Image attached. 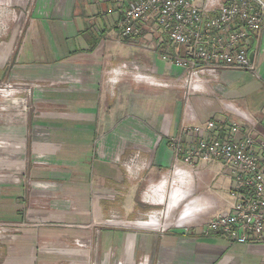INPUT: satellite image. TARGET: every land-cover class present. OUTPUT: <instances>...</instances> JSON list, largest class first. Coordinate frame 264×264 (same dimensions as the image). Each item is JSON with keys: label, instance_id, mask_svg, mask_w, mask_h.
Wrapping results in <instances>:
<instances>
[{"label": "crops", "instance_id": "0c3cea01", "mask_svg": "<svg viewBox=\"0 0 264 264\" xmlns=\"http://www.w3.org/2000/svg\"><path fill=\"white\" fill-rule=\"evenodd\" d=\"M27 4V19L20 11L7 33L8 9ZM119 17L114 0H0V93H18L3 86L10 80L35 88L21 126L0 125L2 139L21 143L5 147V158L20 166L1 189L0 203L8 208L0 221L18 229L2 241L0 264H264V245L203 234L208 206L216 195L227 197L232 182L217 165L189 179L170 177L169 143L183 128L224 118L225 102L262 129L264 32L250 49L258 74L223 71V95L194 96L192 121L180 89L130 79L109 86L108 71L133 60L165 80L179 74L159 56L145 57L156 54L146 32L124 41ZM124 45L143 46V53L126 59ZM163 209L165 217L158 213ZM175 219L180 228L158 229Z\"/></svg>", "mask_w": 264, "mask_h": 264}, {"label": "built area", "instance_id": "2783aa9c", "mask_svg": "<svg viewBox=\"0 0 264 264\" xmlns=\"http://www.w3.org/2000/svg\"><path fill=\"white\" fill-rule=\"evenodd\" d=\"M114 1L120 16L121 38L132 41L146 32L152 50L179 74L165 80L133 60L108 71L107 83L112 88L130 79L137 85L180 89L185 115L195 121L192 98L208 95L219 100L225 91L223 71L258 74L250 49L264 32V0ZM28 93L32 94L31 90ZM223 106L224 118L183 128L169 142L175 160L170 177L189 179L199 174L201 167L211 171L212 166H219V173L229 177L232 186L227 197L216 195L208 206L211 218L201 225L203 234L221 237L231 244L264 245V125L260 129L251 116L231 103ZM189 133L193 138L187 142ZM171 184L177 185V180ZM119 223L128 222L113 225ZM14 228L0 224V239L4 234H15ZM169 228L158 227L162 231ZM77 244L85 245L80 241Z\"/></svg>", "mask_w": 264, "mask_h": 264}, {"label": "rangeland", "instance_id": "374dc122", "mask_svg": "<svg viewBox=\"0 0 264 264\" xmlns=\"http://www.w3.org/2000/svg\"><path fill=\"white\" fill-rule=\"evenodd\" d=\"M31 3V2H30ZM30 4H27V6H25L23 9L20 6H11V8H9L8 13L10 14V27H14L16 23V19L21 18L20 11H24L25 15H26V19H27V11L29 10ZM24 20V19H23ZM24 24V23H23ZM21 23L20 25L18 24L17 28L19 29V31L23 30L21 27ZM8 28L7 33L10 32L12 30ZM134 45V44H133ZM127 46L124 45L120 48V54L125 57L126 59H131L133 57H139L141 56L142 49L144 48L143 46ZM143 56V55H142ZM157 54H149L146 53L145 57L151 61L156 60L157 58ZM4 85H8V86H14L13 89L10 90H15L18 93H15L13 96L11 97H7V96H2V93H0V125H8L10 124L13 126H21V118L24 116L26 117L29 112H31L32 109V102H33V98H32V94H29V90L33 91V88L31 86L30 83H24L21 81H17V80H10L6 83L3 84ZM6 97V98H5ZM15 145H20L21 143L16 142V141H5L4 139H2L0 137V192L3 191V193L6 192V190H1L2 187L4 185H6L9 181H12V178L17 177V174L13 173L14 170H12L13 168H16L17 166H20L17 160H7L5 158L6 155V148L5 147H10V150L13 149L11 147H14ZM13 179V180H14ZM16 206V205H15ZM3 208L7 209L8 207L2 206V204L0 203V218L3 219L2 217L3 215ZM10 209H14L13 206ZM180 208L178 210V213L181 212ZM162 212V217L164 216V209L159 211L158 213ZM151 213H149L148 215H150ZM177 219H175L174 221H172V223L170 222V224H165V227H169V226H175L177 225ZM165 221V220H164ZM168 222V221H167ZM169 223V222H168ZM0 224H11L15 226V230L18 229L17 227V223L16 222H7L6 220L4 221H0ZM17 235V232L15 234H4V236L0 239V245L3 244L4 241H7L8 239H12L13 237H15ZM12 236V237H9ZM3 241V242H2ZM1 250H0V263L2 261L1 258Z\"/></svg>", "mask_w": 264, "mask_h": 264}]
</instances>
